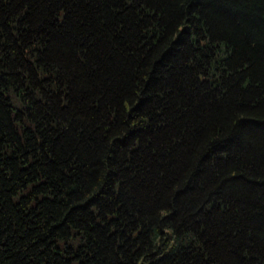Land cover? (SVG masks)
<instances>
[{
	"label": "trees",
	"instance_id": "1",
	"mask_svg": "<svg viewBox=\"0 0 264 264\" xmlns=\"http://www.w3.org/2000/svg\"><path fill=\"white\" fill-rule=\"evenodd\" d=\"M0 264H264V0H0Z\"/></svg>",
	"mask_w": 264,
	"mask_h": 264
}]
</instances>
